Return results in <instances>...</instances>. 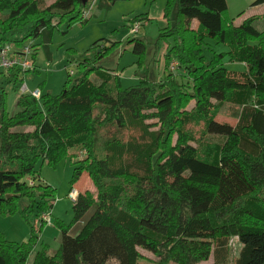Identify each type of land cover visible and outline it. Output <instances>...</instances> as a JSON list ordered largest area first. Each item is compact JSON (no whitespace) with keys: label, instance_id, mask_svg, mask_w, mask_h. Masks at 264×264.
I'll use <instances>...</instances> for the list:
<instances>
[{"label":"trees","instance_id":"obj_1","mask_svg":"<svg viewBox=\"0 0 264 264\" xmlns=\"http://www.w3.org/2000/svg\"><path fill=\"white\" fill-rule=\"evenodd\" d=\"M117 1L126 0H102L100 6ZM40 4L0 0V49L41 36L46 47L57 24L89 18L82 17V0ZM226 12V0H166L159 38L173 44L163 62L168 71L173 55L183 73L169 70L158 82L144 70L137 85L122 89L116 71L94 67L87 58L58 96L21 94L10 114L2 85L22 81V72L0 73V216L18 213L27 223L39 220L38 232L46 227L41 216L53 207L54 190L36 180V166H55L70 152H85L71 185L86 172L96 190L95 197L76 196L72 221L59 225L58 249L48 254L42 247L31 264H141L138 250L151 253L155 264H199L210 257L225 264L231 238L240 245L234 264H264V31L252 26L262 16L235 26L223 20ZM206 40L226 51L213 52ZM127 44L143 63L145 42L129 38ZM226 62L242 64L243 72L228 71ZM224 103L239 108L234 126L214 120ZM199 123L203 134L222 141L202 154L190 129ZM108 127L139 135L125 142L104 138L100 132ZM23 200L27 204L20 207ZM35 233L31 228L21 244L0 234V264H27Z\"/></svg>","mask_w":264,"mask_h":264},{"label":"rangeland","instance_id":"obj_2","mask_svg":"<svg viewBox=\"0 0 264 264\" xmlns=\"http://www.w3.org/2000/svg\"><path fill=\"white\" fill-rule=\"evenodd\" d=\"M54 0H40L42 8L53 3ZM102 0H88L83 11L88 10V20L84 24H69L64 20L52 28L50 32V40L44 47L43 37L26 41L23 46L31 44L32 56L34 57L33 66L35 71L22 73V81L14 83H4L2 85L6 94V107L10 114L17 111L16 100L22 94L21 86L27 87V93L34 91L47 93L51 96H58L68 77H73L80 63L84 59L92 61V66L99 67L107 71H116L119 75V82L122 89H127L138 84L139 78L146 75L152 82H158L163 78L166 72L164 66V55L167 52L169 44H173L172 39L166 41L160 40V30L165 27V21L162 18L163 9L166 0H126L117 1L108 8L100 6ZM255 0H226L227 12L223 16V20L227 24L233 20V25H240L245 19L251 18L252 12L249 11V5ZM262 16L260 20H255L252 26L257 31H264V6L254 9ZM244 12L240 17L238 14ZM147 16L149 19L141 21L143 24L136 34H130L129 29L132 27L133 21L137 18ZM255 16V17H257ZM147 23V24H146ZM196 23H193L195 28ZM140 39L146 44L145 61L139 63L138 57L132 53V45L127 44V39ZM112 43L116 46L109 48ZM93 44H97L98 48H93ZM205 44L210 47L213 52L219 53L226 51L222 45L217 46L214 41L206 40ZM105 50V54L101 60L94 59V53L100 49ZM206 57L208 54L206 53ZM171 62H176L171 55ZM170 65V64H169ZM224 67L228 71L235 73L243 72V65L237 63H224ZM171 72V71H170ZM183 73L181 69L172 72ZM40 94V93H39ZM194 106L192 101L185 110L190 111ZM239 108L232 103H224L219 106L214 120L217 123H224L234 126ZM155 120L146 123H155ZM191 131L199 142L198 151L200 154L205 150L206 146L212 144H220V138L203 134V123L190 126ZM156 129V128H152ZM23 131H30L31 128H23ZM100 135L104 138L116 137L122 141H126L130 137H138L139 131L135 129L116 130L108 127L101 130ZM173 137V142L175 141ZM196 145V144H195ZM70 157H66L59 161L55 166H48L45 163H39L36 166L38 172L36 180H40L43 184L49 185L54 190L55 202L49 213L46 215L51 222L38 232L39 220L33 219L27 223L18 213L12 216H0V234L3 238L11 243L21 244L27 242L31 237V228L37 237V242L33 248V253L29 256L27 264H31L35 252L46 247L47 253H54L60 245L61 233L59 225L67 227L72 221L73 203L67 197L71 190H76V194L88 193L95 197L96 190L86 172L82 173L79 180L71 185V179L74 166L77 161L85 158L84 151L69 153ZM84 155V156H83ZM30 182V180H28ZM76 195V196H77ZM76 199V198H75ZM27 204V201L20 202V207ZM80 227L73 228L71 235H75L76 230ZM240 245L236 238H231L228 243V257L225 264H234ZM142 256L141 264H155L157 259L149 252L138 250ZM108 264H116L111 261ZM167 264H173L171 262ZM199 264H214L212 257L207 261Z\"/></svg>","mask_w":264,"mask_h":264},{"label":"built area","instance_id":"obj_3","mask_svg":"<svg viewBox=\"0 0 264 264\" xmlns=\"http://www.w3.org/2000/svg\"><path fill=\"white\" fill-rule=\"evenodd\" d=\"M90 9V8H89ZM89 9L86 11H82V17L87 18ZM143 24L141 21H135L132 24V27L129 29L130 34H136L139 28ZM12 69H19L20 72H26L33 69V61H32V46L31 44L22 46L20 48H15L10 45H5L0 49V73H5ZM169 69L171 72H174L177 69V63L171 62L169 65ZM27 87L23 84L21 86V93H27ZM35 98L39 97V92L34 91L30 93ZM75 190H72L68 193L67 197L71 202L75 201L76 198ZM42 220L49 225L51 222L49 221V217L47 215H42Z\"/></svg>","mask_w":264,"mask_h":264},{"label":"crops","instance_id":"obj_4","mask_svg":"<svg viewBox=\"0 0 264 264\" xmlns=\"http://www.w3.org/2000/svg\"><path fill=\"white\" fill-rule=\"evenodd\" d=\"M227 3V2H226ZM253 3V2H252ZM262 6H264V3L263 4H261V5H258V6H251V4L249 5V11H251L252 12V16H257V15H259V14H257L255 11H254V9H257V8H260V7H262ZM227 9H228V7H227ZM244 13V12H243ZM147 19H149L148 17H147ZM147 24V23H146ZM236 26V25H235ZM76 191V190H75ZM76 192H78V191H76ZM73 203V202H72Z\"/></svg>","mask_w":264,"mask_h":264},{"label":"water","instance_id":"obj_5","mask_svg":"<svg viewBox=\"0 0 264 264\" xmlns=\"http://www.w3.org/2000/svg\"><path fill=\"white\" fill-rule=\"evenodd\" d=\"M86 2H87V0H82V3H83V5H85V4H86Z\"/></svg>","mask_w":264,"mask_h":264},{"label":"bare ground","instance_id":"obj_6","mask_svg":"<svg viewBox=\"0 0 264 264\" xmlns=\"http://www.w3.org/2000/svg\"><path fill=\"white\" fill-rule=\"evenodd\" d=\"M16 48V47H15ZM24 73V72H23Z\"/></svg>","mask_w":264,"mask_h":264}]
</instances>
